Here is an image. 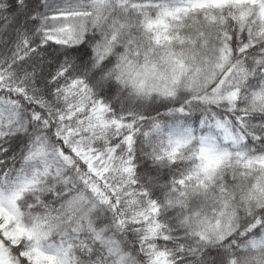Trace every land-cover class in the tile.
<instances>
[{"label":"snow or ice","instance_id":"snow-or-ice-1","mask_svg":"<svg viewBox=\"0 0 264 264\" xmlns=\"http://www.w3.org/2000/svg\"><path fill=\"white\" fill-rule=\"evenodd\" d=\"M0 264H264V0H0Z\"/></svg>","mask_w":264,"mask_h":264},{"label":"clouds","instance_id":"clouds-1","mask_svg":"<svg viewBox=\"0 0 264 264\" xmlns=\"http://www.w3.org/2000/svg\"><path fill=\"white\" fill-rule=\"evenodd\" d=\"M111 102L114 103L117 108H119L121 104H124L129 107H144L146 109H158L160 111L163 110L162 108H159V105L155 101L147 102L140 100L134 94H132L129 89L125 88H121L119 94L113 92ZM153 114H155V112H153ZM191 126L198 128V125L194 120L191 122Z\"/></svg>","mask_w":264,"mask_h":264}]
</instances>
